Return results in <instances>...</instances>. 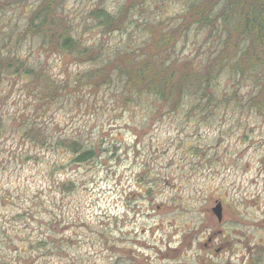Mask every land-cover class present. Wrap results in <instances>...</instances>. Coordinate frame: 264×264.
<instances>
[{
  "label": "rangeland",
  "instance_id": "rangeland-1",
  "mask_svg": "<svg viewBox=\"0 0 264 264\" xmlns=\"http://www.w3.org/2000/svg\"><path fill=\"white\" fill-rule=\"evenodd\" d=\"M40 3L0 0V50L33 53L60 88L69 87L40 100L25 78L0 74V264H254L264 253V119L228 111L227 120L216 117L196 132L193 122L182 124L190 103L171 115L152 97L124 101L114 85L75 86L71 80L93 65L43 54L38 38L17 45ZM124 4L131 3L63 0L59 17L85 44L102 42L112 54L168 41L160 22L176 26L189 15L186 1L154 0L131 11L123 32L105 34L87 20L91 10L117 14ZM204 40L193 30L177 38L176 56L202 60ZM21 114L39 119L50 135L82 137L95 146V159L53 171L60 153L31 148L13 131ZM68 182L72 191L61 187ZM217 202L220 223L212 213Z\"/></svg>",
  "mask_w": 264,
  "mask_h": 264
},
{
  "label": "trees",
  "instance_id": "trees-1",
  "mask_svg": "<svg viewBox=\"0 0 264 264\" xmlns=\"http://www.w3.org/2000/svg\"><path fill=\"white\" fill-rule=\"evenodd\" d=\"M40 1L27 20L22 35L17 37V45L27 37L38 38L39 50L43 54L54 51L73 57L79 66L93 65L71 80L75 86L85 84L98 88L114 85L121 89L124 101L152 97L166 114L171 115L180 112L185 103H190L182 124L186 128L193 122L196 132L216 117L227 120L228 111L264 119V0H182L188 3L189 15L185 14L176 26H163L160 22V27L172 34L168 41H146L132 49L116 48L112 54L102 42L88 46L74 34L72 26L59 17L63 0ZM127 1L131 4L122 5L117 14L99 7L89 12L87 20L103 27L105 34L123 32L131 11H140L143 8L140 4L154 0ZM192 30L205 37L200 42V47L206 51L202 60L176 56L174 41ZM11 37H8L10 42ZM155 37L166 39L156 32ZM8 71L25 78L42 100L55 98L62 88L69 87L66 82L60 88L57 81L45 72L42 61L31 52L22 57L18 53L0 50V74ZM222 77L228 78L229 85L221 86ZM155 113L159 114L158 111ZM13 122V131L31 148L60 153L59 162L52 164L53 171L65 170V163L84 164L95 159V146L88 145L82 137L50 135L43 131L39 119L24 114L14 118ZM0 128H4L1 119ZM248 130L245 128L241 135L243 141H248L243 139ZM194 151L198 159L204 157L202 150L195 148ZM74 185V182H68L61 187L72 191ZM151 192V187L146 184L144 194L150 195ZM21 217L17 214L12 219ZM45 245L46 242L39 243V246ZM50 249L57 250L56 247ZM263 254L259 253L254 264H262Z\"/></svg>",
  "mask_w": 264,
  "mask_h": 264
},
{
  "label": "water",
  "instance_id": "water-1",
  "mask_svg": "<svg viewBox=\"0 0 264 264\" xmlns=\"http://www.w3.org/2000/svg\"><path fill=\"white\" fill-rule=\"evenodd\" d=\"M212 213L216 216L218 222H222L223 220V206L221 202H217V204L212 208Z\"/></svg>",
  "mask_w": 264,
  "mask_h": 264
}]
</instances>
